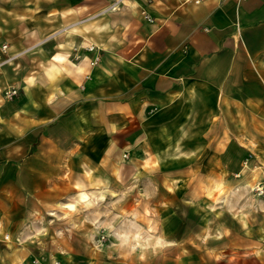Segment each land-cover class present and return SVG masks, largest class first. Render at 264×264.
Instances as JSON below:
<instances>
[{"label":"crops","instance_id":"0c3cea01","mask_svg":"<svg viewBox=\"0 0 264 264\" xmlns=\"http://www.w3.org/2000/svg\"><path fill=\"white\" fill-rule=\"evenodd\" d=\"M112 1L36 0L15 33L0 18L8 264H30L32 245L10 240L25 219L87 187L103 193L128 169L190 185L194 201L264 178V0H127L102 12Z\"/></svg>","mask_w":264,"mask_h":264},{"label":"rangeland","instance_id":"374dc122","mask_svg":"<svg viewBox=\"0 0 264 264\" xmlns=\"http://www.w3.org/2000/svg\"><path fill=\"white\" fill-rule=\"evenodd\" d=\"M35 3L0 0V18L6 15L8 21L1 28L15 33L16 15ZM158 172L132 168L103 193L87 187L64 195L25 219L23 236L12 233L10 240L32 245L30 264H264V178L225 189L219 202L205 196L194 201L190 185L181 188V181L176 187L175 180L163 177L159 186ZM261 185L263 193L257 190ZM216 223L234 230L224 235Z\"/></svg>","mask_w":264,"mask_h":264},{"label":"built area","instance_id":"2783aa9c","mask_svg":"<svg viewBox=\"0 0 264 264\" xmlns=\"http://www.w3.org/2000/svg\"><path fill=\"white\" fill-rule=\"evenodd\" d=\"M125 1H127V0H113V1L110 3V5H109L108 10H114L115 8H117V7H119L121 4H123ZM184 1H191V2H193V3H199V2H201L202 0H184ZM142 12H143V14L145 15V17H146L147 19H150L149 15H148L145 11H142ZM4 47H5V45H2V48H4ZM89 48L92 49L93 46H89ZM98 58H99L98 56H95V57L91 60V64H95V63L97 62ZM5 60H7V59H5ZM5 60L0 61V65H1V63H3ZM16 94H17V88H16V87H13V86H12V87H9V88H7V89H5V90L3 91V96H4L5 98H8V99L12 98V97H13L14 95H16ZM257 190H259L261 193H263V185L259 186V188H258ZM34 264H38V261H35Z\"/></svg>","mask_w":264,"mask_h":264},{"label":"bare ground","instance_id":"6f19581e","mask_svg":"<svg viewBox=\"0 0 264 264\" xmlns=\"http://www.w3.org/2000/svg\"><path fill=\"white\" fill-rule=\"evenodd\" d=\"M84 199V198H83ZM69 207H73L74 206V204L73 203H69V204H67Z\"/></svg>","mask_w":264,"mask_h":264}]
</instances>
